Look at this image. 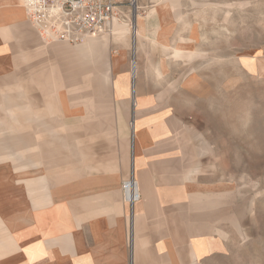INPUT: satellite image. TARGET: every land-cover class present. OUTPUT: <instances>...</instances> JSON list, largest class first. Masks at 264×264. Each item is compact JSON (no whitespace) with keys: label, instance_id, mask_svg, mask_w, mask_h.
Returning <instances> with one entry per match:
<instances>
[{"label":"crops","instance_id":"crops-1","mask_svg":"<svg viewBox=\"0 0 264 264\" xmlns=\"http://www.w3.org/2000/svg\"><path fill=\"white\" fill-rule=\"evenodd\" d=\"M23 1L6 0L0 13V35L9 38L0 42V264H211L215 251L206 250L201 219L182 210L188 204L167 208L151 180L144 183V174H153L144 155L154 141L142 139L148 136L143 112L164 113L151 105L153 99L173 97L168 94L172 89L162 85L174 81L167 52L175 43L188 45L200 31L191 21L188 1L125 0L117 7L123 28L115 21L117 34L110 39H87L103 45L114 74L113 97L125 100L127 148L120 164L95 162L94 146L87 140L81 139L79 148L77 116L84 107L72 96L68 103L63 100L54 74L9 72L17 52L28 61L31 50L47 45L28 21ZM82 43L54 42L46 49L56 53L73 47L87 57L81 55ZM184 66L176 80L180 91L190 85ZM63 116L69 122L63 123ZM110 174H133L139 185L130 248L129 207L118 187L123 180L118 183Z\"/></svg>","mask_w":264,"mask_h":264},{"label":"rangeland","instance_id":"rangeland-1","mask_svg":"<svg viewBox=\"0 0 264 264\" xmlns=\"http://www.w3.org/2000/svg\"><path fill=\"white\" fill-rule=\"evenodd\" d=\"M187 1L200 31L188 45L175 43L167 52L174 81L162 85L172 89L168 94L173 97L153 99L151 105L164 113L143 112L148 136L142 139L154 141L144 155L153 174H144V183L151 180L167 208L188 204L182 210L201 219L206 250L215 251L211 264H264V0ZM8 3L0 0V13ZM121 20L115 21L123 28ZM115 34L112 26L94 39ZM5 35H0L3 44L9 39ZM47 45L31 50L28 61L17 52L9 72L54 74L63 100L68 103L72 96L84 107L85 113L77 116L79 148L80 140H87L94 146L95 162L120 164L127 148L128 115L125 100L113 97L114 74L105 50L81 57L73 47L52 53ZM187 47L189 54L176 51ZM180 64L185 65L183 75L189 71L188 90L178 89ZM61 121L69 122L64 116ZM129 175L110 174L118 183ZM118 187L125 203L121 183ZM133 215L128 211L125 216L129 248Z\"/></svg>","mask_w":264,"mask_h":264},{"label":"built area","instance_id":"built-area-1","mask_svg":"<svg viewBox=\"0 0 264 264\" xmlns=\"http://www.w3.org/2000/svg\"><path fill=\"white\" fill-rule=\"evenodd\" d=\"M124 1L24 0V8L28 21L45 43L75 45L107 33L119 18L117 7ZM121 192L131 218L134 204L141 199L133 174L121 182Z\"/></svg>","mask_w":264,"mask_h":264},{"label":"bare ground","instance_id":"bare-ground-1","mask_svg":"<svg viewBox=\"0 0 264 264\" xmlns=\"http://www.w3.org/2000/svg\"><path fill=\"white\" fill-rule=\"evenodd\" d=\"M120 34V33H119ZM122 35V34H121ZM123 37V36H122ZM127 38V37H126ZM88 39V38H87ZM85 39V40H87ZM84 40V41H85ZM83 41V42H84ZM135 48V47H134ZM189 47H187L185 49V52L184 51H181L179 49H176V51L178 52H183L185 54H189L190 52L187 50ZM79 49L80 51L82 52L81 55H85V56H91L93 57V54L98 51V52H101L103 50V45H101L100 43L98 44L97 41L93 40V39H89L87 41H85L84 43H82L80 46H79ZM135 73V64H133L132 66V74L134 75ZM139 187V185H138Z\"/></svg>","mask_w":264,"mask_h":264}]
</instances>
